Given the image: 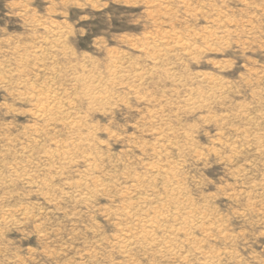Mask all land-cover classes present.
<instances>
[{"label":"rangeland","instance_id":"374dc122","mask_svg":"<svg viewBox=\"0 0 264 264\" xmlns=\"http://www.w3.org/2000/svg\"><path fill=\"white\" fill-rule=\"evenodd\" d=\"M0 264H264V0H0Z\"/></svg>","mask_w":264,"mask_h":264},{"label":"bare ground","instance_id":"6f19581e","mask_svg":"<svg viewBox=\"0 0 264 264\" xmlns=\"http://www.w3.org/2000/svg\"><path fill=\"white\" fill-rule=\"evenodd\" d=\"M90 81H91V80H90ZM90 81H87V82H90ZM93 83H95V81H94ZM90 84H91V83H90ZM90 84H89L88 87H90ZM87 85H88V84H87ZM99 85H100V84H99ZM88 87H87V88H88ZM87 88H86V89H87ZM94 88H95V86H94ZM89 89L91 90V88H89ZM96 89H97V88H96ZM94 91H96V90H94ZM91 92H92V91H91ZM97 92H98V91H97ZM98 93H100V92H98ZM92 94H93V93H92ZM95 94H96V92H95ZM90 96H91V94H90ZM94 96L97 97V95H94ZM53 98H54V97H53ZM89 98H90V100H92L94 97H93V98H92V97H89ZM100 98H101V97H100ZM103 98H104V97H103ZM95 99H98V98H95ZM191 99H193V98H191ZM56 100H57V99H56ZM200 100H201V99H200ZM50 101H51V100H50ZM54 101H55V100H54ZM54 101H53V102H54ZM93 101L95 102V100H93ZM102 101H103V100H102ZM198 101H199V100H198ZM188 102H189V101H188ZM193 102H194V101H193ZM195 102H196V101H195ZM195 102H194L193 105L196 104ZM189 103H190V102H189ZM201 103H202V101H201ZM42 108H43V107H42ZM53 108H54V111H55L56 108H55V107H53ZM53 108H52L51 110H53ZM57 108L59 109V107H57ZM60 108H61V107H60ZM45 109H46V108H45ZM51 110H50V112H51ZM43 111H44V110H43ZM45 112H46V111H45ZM45 112H43V113H45ZM51 113H53V112H51ZM47 114H48V113H47ZM49 114H50V113H49ZM49 114H48V115H49ZM38 117H40V116L38 115ZM44 118H45V117H44ZM44 118H43V119H44ZM38 119H39V118H38ZM71 121H72V120H71ZM70 123H71V122H70ZM63 148H64V147H63ZM68 148H69V147H68ZM64 150H65V149H64ZM63 152H64V151H63ZM73 152H74V151H73ZM76 152H78V151L76 150ZM68 154L70 155V153H68ZM71 154H72V153H71ZM77 154H79V152H78ZM72 155H73V154H72ZM64 156H65V154H64ZM64 156H63V157H64ZM78 156H79V155H78ZM69 157H70V156H69ZM71 157H72V156H71ZM66 158H68V156H67ZM66 158H65V160H66ZM74 158H75V157H74ZM74 158H71V159L75 160L76 158H75V159H74ZM78 158H79V157H78ZM82 158H83V157H82ZM85 158H86V157H85ZM71 159H68V160L70 161ZM83 159H84V158H83ZM73 160H72V161H73ZM63 161H64V160H63ZM69 161H68V162H69ZM72 161H71V162H72ZM71 162H70V163H71ZM70 163H69V164H70ZM66 164H67V163H66ZM155 166H156V165H155ZM161 168H162V167H161ZM164 168H165V167H164ZM156 169H157V168H156ZM153 170H154V169H153ZM20 178H21V176H20ZM83 183H84V182H83ZM85 184H87V182H86ZM83 185H84V184H83ZM79 186H80V185H79ZM134 186H138V185H136V184H135V185H132V187H134ZM88 188H89V187H88ZM134 190H135V188H134ZM179 195H180V194H179ZM139 201H140V200H139ZM181 206H182V205H181ZM176 207H177V206H176ZM178 207H179V206H178ZM178 207H177V208H178ZM188 207L190 208V206H188ZM177 208H176V209H177ZM183 208H184V207H183ZM153 209H154V208H153ZM155 209H157V207H156ZM181 210H183L182 207H181ZM184 210H185V209H184ZM191 210H192V209H191ZM130 211H131V210H130ZM186 211H187V209H186ZM196 211H197V210H196ZM126 212H127V211H126ZM179 212H181V211H179ZM197 212H198V211H197ZM154 213H155V212H153V214H154ZM194 213H195V212H193V211H189V210L187 211V213L182 212V214H183V216L186 218L187 222H188V220H192V219L194 220V217L196 216V215H194ZM199 213H200V212H199ZM199 213H198V214H199ZM128 214H129V212H128ZM146 214H147V213H146ZM182 214H181V216H182ZM198 214H197V215H198ZM202 214H203V213H202ZM154 215H155V214H154ZM162 215H163V213H162ZM179 215H180V214H179ZM144 216H145V215H144ZM146 216H147V215H146ZM150 216H152V215L148 214V217H146V218L143 220V224H141V227L143 226V227H142V229H143L142 231H144V232H145V229H146V228H152V227H154V225H155V228H158V227H156V223H157V221L155 222L156 217L152 218V217H150ZM206 216H207V215H206ZM139 217H140V216H139ZM175 217H176V216H175ZM177 217H178V216H177ZM141 218H144V217L142 216ZM141 218H140V219H141ZM179 218H180V216H179ZM206 218H208V216H207ZM138 219H139V218H138ZM163 219H164V218H163ZM175 219H176V218H175ZM177 219H178V218H177ZM181 219H182V218H181ZM203 219H204V218H203ZM156 220H157V219H156ZM178 220H179V219H178ZM178 220H176V221H178ZM184 220H185V219H184ZM161 221H163V220H160L158 223H162ZM189 222H191V221H189ZM193 222H194V221H193ZM193 222H192V223H193ZM178 223H179V221H178ZM183 223H184V221H183ZM180 224H181V223H180ZM158 225H160V224H158ZM161 225H162V224H161ZM185 225H186V223H185ZM177 226H178V225H176V227H177ZM160 227H161V226H160ZM155 228H154V231H155ZM169 228H170V227H169ZM172 228H173V227H172ZM183 228H184V232H185L187 229L185 230V227H183ZM133 229H134V228H133ZM136 230H137V229H136ZM140 230H141V229H140ZM152 230H153V229H152ZM152 230H151V231H152ZM166 230H167V229H165V231H166ZM175 230H177V232H178V231L180 232V230H181V232H183V230H182L181 228H177V229H175ZM131 231H132V230H131ZM137 231H138V230H137ZM171 231H172V229H171ZM133 232H134V231H133ZM135 232H136V231H135ZM135 232H134V233H135ZM148 232H149V231H148ZM175 232H176V231H175ZM175 232H174V233H175ZM137 233H138V232H137ZM137 233H136V234H137ZM150 233H152V232H150ZM168 233H169V232H168ZM170 233H171V232H170ZM185 233H187V232H185ZM185 233H184V234H185ZM140 234H141V233H140ZM172 234H173V233H172ZM131 235H132V234H131ZM131 235H129V236H131ZM133 235H134V234H133ZM137 235H139V234H137ZM148 235H150V234H148ZM152 235H153V234H152ZM169 235H170V234H169ZM173 235H174V234H173ZM173 235H172V236H173ZM186 235H187V234H186ZM188 235H189V234H188ZM135 236H136V235H135ZM146 236H147V235H146ZM146 236H145V237H146ZM150 236H151V235H150ZM150 236H148V237H150ZM174 236H175V235H174ZM176 236H177V235H176ZM124 237H127V238H128V236H124ZM131 237H133V236H131ZM119 238H120V237H119ZM134 238H135V237H134ZM134 238H133V240H134ZM140 238H141V237H140ZM122 239H123V238H122ZM124 239H125V238H124ZM125 240H126V239H125ZM129 240L131 241V238H129ZM136 240H138V238H137ZM121 241H122V242H125V241H123V240H121ZM121 241H119V242H121ZM126 241L129 242L128 239H127ZM131 242H133V241H131ZM155 242H156V241H154V243H155ZM125 243H126V242H125ZM164 243H165V241H164ZM158 244H159V243H157L156 245H158ZM166 244H167V243H166ZM166 244H165V245H166ZM120 245H123V244H120ZM127 245H128V244H127ZM130 245H131V244H130ZM161 245H162V244H161ZM124 246H125V245H124ZM159 246H160V245H158V247H159ZM198 248H199V247H198ZM164 249H165L166 252H171V251H172L171 246H165ZM160 250H161V249H160ZM165 251H164V252H165ZM201 254H202V253H201ZM202 255H203V254H202ZM205 258H206V256L204 257V259H205ZM208 261H209V260H208Z\"/></svg>","mask_w":264,"mask_h":264}]
</instances>
